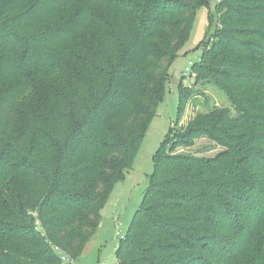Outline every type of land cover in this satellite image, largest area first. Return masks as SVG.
I'll return each instance as SVG.
<instances>
[{"label":"trees","instance_id":"16d2710c","mask_svg":"<svg viewBox=\"0 0 264 264\" xmlns=\"http://www.w3.org/2000/svg\"><path fill=\"white\" fill-rule=\"evenodd\" d=\"M207 1L0 0V57L20 71L8 69L30 78L37 71L27 64L49 59L44 68L74 78L71 91L50 85L46 104L26 99L25 125L12 138L28 83L0 93V179L13 176L0 206V264H73L82 253L55 229L98 227L97 203L133 167L169 66ZM92 24L102 39L81 33ZM74 37L83 54L70 70L61 50ZM192 72L194 86L220 88L231 105L206 102L171 129L117 264H264V0H216ZM194 86L181 88L178 120L201 94ZM205 136L225 149L176 152Z\"/></svg>","mask_w":264,"mask_h":264},{"label":"rangeland","instance_id":"374dc122","mask_svg":"<svg viewBox=\"0 0 264 264\" xmlns=\"http://www.w3.org/2000/svg\"><path fill=\"white\" fill-rule=\"evenodd\" d=\"M215 5L216 0H208L206 3L197 7L191 35L184 46L179 50L178 56L169 66V79L163 97L157 107L156 115L147 131L133 167L123 169L121 176L114 180L112 188L109 190L108 194L106 193L107 195L104 202L102 198L97 203L98 207L103 203L100 210V224L98 227L94 222H90L85 226H77V224H74L65 229H55L54 235L56 237H61L60 239L63 240V243L70 240L69 247L74 249V252H82L73 260V264L118 263L117 249L120 240L122 236L126 234L143 201L149 186V176L155 168V156L164 139L171 133V129L173 127L179 129L180 127L186 126L197 112L207 109L208 105L206 102L210 105H231L228 96L220 88L210 84L205 86L196 84L194 86V76L192 74L191 62H196L200 58L202 53V41L208 35L210 29V13L214 10ZM65 16L66 13H64L61 18H65ZM81 33L96 34V37L102 39L103 29L100 28L98 24H92L88 27V30H81ZM81 33L78 34L80 35ZM76 39L74 37L72 41L66 43V50H61L64 52V55L68 53L67 56L63 57L62 61L63 63L65 61V63L69 65L67 66L70 70H76L74 58L80 57L79 55L83 54L78 46L80 40ZM22 59L26 60L27 64L29 57L19 55L21 65L23 64ZM40 61L36 66H33L34 62L33 65L27 64L28 69L35 68L32 71H37L35 75L29 78V76H22L19 72H12V69L8 68L13 66L15 62L12 63L10 60L0 57V93L14 84L25 81H27L29 89V91L23 95L24 99L18 104L19 112L16 113L13 119L10 138L17 134L25 125L24 118L28 111L25 104L26 99L41 101L46 104L47 98L45 93H47V89L50 85L54 87L55 85L62 86L70 91L74 87V78L71 76L70 71L65 72L66 69H64L62 72L60 70L53 74V69L44 68L47 66L46 64L48 62L45 61V59ZM13 67L14 70L20 71L17 65ZM65 82H69L70 84L67 86ZM191 86H194V92L200 90L201 94L198 98L189 101L184 108L182 116L178 120L181 88ZM168 140L170 144L172 139ZM224 149L225 147L222 144L205 136L197 139L192 146L180 147L176 152L215 157ZM12 177L11 175H6L0 179V206H2L1 201L4 200V196L10 199L8 192L11 189L10 185L13 184L11 182ZM5 206H7V203H5ZM5 206L3 208H5ZM94 217L95 216H90V219ZM38 222L40 221L38 220Z\"/></svg>","mask_w":264,"mask_h":264},{"label":"built area","instance_id":"2783aa9c","mask_svg":"<svg viewBox=\"0 0 264 264\" xmlns=\"http://www.w3.org/2000/svg\"><path fill=\"white\" fill-rule=\"evenodd\" d=\"M193 62H191V64H192ZM189 69V68H188Z\"/></svg>","mask_w":264,"mask_h":264}]
</instances>
